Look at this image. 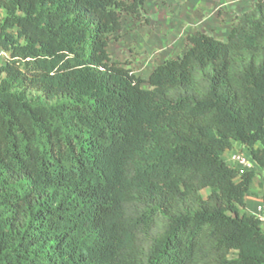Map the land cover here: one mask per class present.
<instances>
[{
	"label": "trees",
	"instance_id": "trees-1",
	"mask_svg": "<svg viewBox=\"0 0 264 264\" xmlns=\"http://www.w3.org/2000/svg\"><path fill=\"white\" fill-rule=\"evenodd\" d=\"M146 2L0 0V264H264L225 158L264 169V0L147 79L108 51Z\"/></svg>",
	"mask_w": 264,
	"mask_h": 264
},
{
	"label": "rangeland",
	"instance_id": "rangeland-1",
	"mask_svg": "<svg viewBox=\"0 0 264 264\" xmlns=\"http://www.w3.org/2000/svg\"><path fill=\"white\" fill-rule=\"evenodd\" d=\"M128 2V0H121ZM257 0H147L141 20L121 13L123 29L108 51L115 61L130 62L145 79L165 60L182 56L188 35L207 34L226 41L238 18ZM5 13L0 9V26ZM33 96H38L33 93ZM236 145L233 151L238 150ZM229 151L226 156L229 157ZM226 158V157H225ZM208 192L204 191L206 196Z\"/></svg>",
	"mask_w": 264,
	"mask_h": 264
},
{
	"label": "crops",
	"instance_id": "crops-1",
	"mask_svg": "<svg viewBox=\"0 0 264 264\" xmlns=\"http://www.w3.org/2000/svg\"><path fill=\"white\" fill-rule=\"evenodd\" d=\"M255 172L257 173V177L250 186L249 196L246 199V208L243 213L263 218L264 203L260 197L264 196V169L256 166Z\"/></svg>",
	"mask_w": 264,
	"mask_h": 264
},
{
	"label": "built area",
	"instance_id": "built-area-1",
	"mask_svg": "<svg viewBox=\"0 0 264 264\" xmlns=\"http://www.w3.org/2000/svg\"><path fill=\"white\" fill-rule=\"evenodd\" d=\"M10 54L0 48V65L7 62ZM238 150L231 152L226 156L227 162L234 168L238 169L241 174L252 171L256 168V163L246 154L242 147H238ZM264 222V217L260 218Z\"/></svg>",
	"mask_w": 264,
	"mask_h": 264
}]
</instances>
